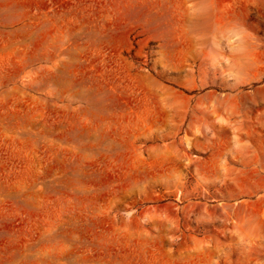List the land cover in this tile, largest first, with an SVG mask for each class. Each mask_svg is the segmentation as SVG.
<instances>
[{"label":"rangeland","instance_id":"obj_1","mask_svg":"<svg viewBox=\"0 0 264 264\" xmlns=\"http://www.w3.org/2000/svg\"><path fill=\"white\" fill-rule=\"evenodd\" d=\"M0 264H264V0H0Z\"/></svg>","mask_w":264,"mask_h":264}]
</instances>
